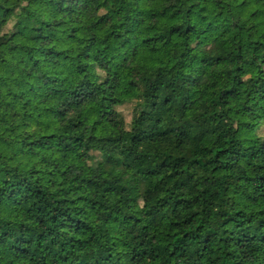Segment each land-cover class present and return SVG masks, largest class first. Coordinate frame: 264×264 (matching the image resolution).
I'll return each instance as SVG.
<instances>
[{
  "label": "trees",
  "instance_id": "trees-1",
  "mask_svg": "<svg viewBox=\"0 0 264 264\" xmlns=\"http://www.w3.org/2000/svg\"><path fill=\"white\" fill-rule=\"evenodd\" d=\"M0 264H264V0H0Z\"/></svg>",
  "mask_w": 264,
  "mask_h": 264
},
{
  "label": "rangeland",
  "instance_id": "rangeland-1",
  "mask_svg": "<svg viewBox=\"0 0 264 264\" xmlns=\"http://www.w3.org/2000/svg\"><path fill=\"white\" fill-rule=\"evenodd\" d=\"M72 56H76V52L75 51H74ZM60 67L63 68V69H67V68H72L73 66H72V64L70 62H61L60 63ZM115 95L116 96H120L121 95V91L120 90H116ZM120 111L123 114L125 120L128 122L129 118H130L128 108L127 107H121Z\"/></svg>",
  "mask_w": 264,
  "mask_h": 264
}]
</instances>
